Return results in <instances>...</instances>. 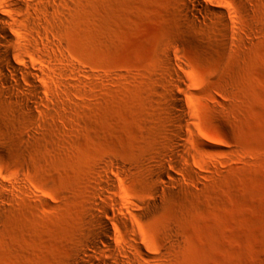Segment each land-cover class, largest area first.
Segmentation results:
<instances>
[{"label": "rangeland", "instance_id": "rangeland-1", "mask_svg": "<svg viewBox=\"0 0 264 264\" xmlns=\"http://www.w3.org/2000/svg\"><path fill=\"white\" fill-rule=\"evenodd\" d=\"M68 1L58 4L62 14L50 12L46 36L60 40L85 74L68 93L57 91L54 78L42 86L54 111L35 109L39 135L2 142L0 159L10 158L3 169L20 170L22 158L32 176L2 214L0 264H67L104 166L124 162L118 176L108 172L122 196L146 197L153 150L171 149L173 130L184 149L177 167L170 157L163 162L180 186L134 223L145 247L141 263L264 264V0H203L233 13L225 37L211 19L184 20L182 0ZM0 2L2 10L11 4ZM7 83L0 128L17 138L6 115L21 95L13 78ZM168 89L183 99L180 128L164 109L172 104Z\"/></svg>", "mask_w": 264, "mask_h": 264}, {"label": "bare ground", "instance_id": "bare-ground-1", "mask_svg": "<svg viewBox=\"0 0 264 264\" xmlns=\"http://www.w3.org/2000/svg\"><path fill=\"white\" fill-rule=\"evenodd\" d=\"M4 10L0 2V87L3 93L11 95V87L7 78L11 77L17 83L21 96H16L9 103L14 112H8L6 122L15 125L19 136L2 131L0 128V151L5 152L4 140L19 142L27 138L32 140L40 134L36 123L42 121L36 110L54 111L52 102L43 99L44 88L57 84L58 92L68 93L69 87H74L77 80L85 73L68 61L63 52L60 40L49 41L51 26L50 12L62 14L59 6L70 5L68 0H7ZM59 4V6H58ZM192 11L187 16V11ZM182 17L193 25L202 21L213 20L225 37L230 30V16L233 14L220 6L209 7L203 0H182ZM6 9V10H5ZM21 16V17H20ZM230 21V22H229ZM45 31V34L43 32ZM239 37L237 30H231ZM52 34V32H50ZM22 43V45L20 44ZM29 60H27V59ZM58 58V61L56 60ZM72 74L75 79L68 80ZM34 76L40 78L42 84H37ZM20 80L26 84L24 87ZM61 86V87H59ZM172 104L164 105L168 115L174 117L177 128L185 124L186 109L183 99L173 90L168 89ZM36 109V110H35ZM183 135L179 130H173L168 136L171 149L156 148L153 150L152 164L146 172V197L127 199L121 194L120 187L110 173L118 176L125 169V163L115 159L112 164H106L102 174L98 176L92 187L86 215V227L74 251L73 258L67 264H143L144 243L139 239L134 223L156 212L158 204L163 203L166 195L173 194L180 180L171 169L164 164L163 157H170L176 165V155L184 149L181 140ZM159 145V144H158ZM0 224L3 212L6 211L12 194L26 188V178L32 176L31 166L22 158H18L20 170L3 169V164L9 162L6 154L0 159ZM154 169L160 171L157 173ZM166 175L164 179L162 175Z\"/></svg>", "mask_w": 264, "mask_h": 264}]
</instances>
